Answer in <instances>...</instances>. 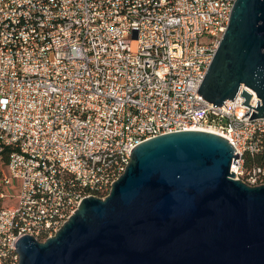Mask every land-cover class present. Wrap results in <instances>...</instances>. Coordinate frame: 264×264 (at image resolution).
I'll return each mask as SVG.
<instances>
[{
    "label": "built area",
    "instance_id": "2783aa9c",
    "mask_svg": "<svg viewBox=\"0 0 264 264\" xmlns=\"http://www.w3.org/2000/svg\"><path fill=\"white\" fill-rule=\"evenodd\" d=\"M235 1L0 0V264H17L20 237L45 241L105 198L160 135H219L235 180L264 185V118L243 117L241 89L221 108L197 93Z\"/></svg>",
    "mask_w": 264,
    "mask_h": 264
},
{
    "label": "water",
    "instance_id": "95a60500",
    "mask_svg": "<svg viewBox=\"0 0 264 264\" xmlns=\"http://www.w3.org/2000/svg\"><path fill=\"white\" fill-rule=\"evenodd\" d=\"M240 89L243 117L264 118V0L234 2L197 93L221 108ZM235 152L202 131L139 144L105 198L83 199L45 241L17 239V264H264V185L235 180Z\"/></svg>",
    "mask_w": 264,
    "mask_h": 264
},
{
    "label": "trees",
    "instance_id": "16d2710c",
    "mask_svg": "<svg viewBox=\"0 0 264 264\" xmlns=\"http://www.w3.org/2000/svg\"><path fill=\"white\" fill-rule=\"evenodd\" d=\"M9 154H10V150L9 149H3L2 151H0V177L2 175V171H4V169L6 168V165L8 163ZM254 163H258V161L257 160H253V159H251L248 156L245 157V165H246V167H250Z\"/></svg>",
    "mask_w": 264,
    "mask_h": 264
},
{
    "label": "rangeland",
    "instance_id": "374dc122",
    "mask_svg": "<svg viewBox=\"0 0 264 264\" xmlns=\"http://www.w3.org/2000/svg\"><path fill=\"white\" fill-rule=\"evenodd\" d=\"M5 205V204H4Z\"/></svg>",
    "mask_w": 264,
    "mask_h": 264
}]
</instances>
